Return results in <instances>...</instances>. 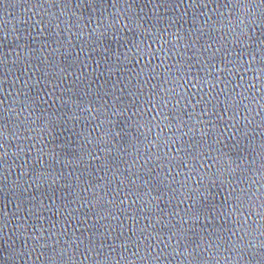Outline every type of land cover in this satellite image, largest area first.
Returning a JSON list of instances; mask_svg holds the SVG:
<instances>
[{"label":"water","instance_id":"95a60500","mask_svg":"<svg viewBox=\"0 0 264 264\" xmlns=\"http://www.w3.org/2000/svg\"><path fill=\"white\" fill-rule=\"evenodd\" d=\"M0 264H264V0H0Z\"/></svg>","mask_w":264,"mask_h":264}]
</instances>
